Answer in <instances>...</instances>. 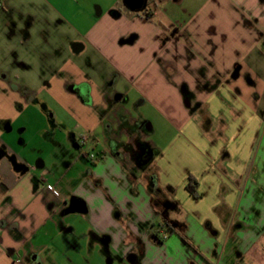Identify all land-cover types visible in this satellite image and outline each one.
<instances>
[{
	"label": "crops",
	"instance_id": "1",
	"mask_svg": "<svg viewBox=\"0 0 264 264\" xmlns=\"http://www.w3.org/2000/svg\"><path fill=\"white\" fill-rule=\"evenodd\" d=\"M55 2L0 0V264H264V134L252 155L264 0H146L142 12L123 0ZM128 90L184 132L140 155L145 174ZM49 101L74 122L58 131L68 148L91 163L64 185L12 134L24 110ZM212 126L233 141L243 126L246 142L208 139ZM70 197L86 214H63Z\"/></svg>",
	"mask_w": 264,
	"mask_h": 264
},
{
	"label": "rangeland",
	"instance_id": "2",
	"mask_svg": "<svg viewBox=\"0 0 264 264\" xmlns=\"http://www.w3.org/2000/svg\"><path fill=\"white\" fill-rule=\"evenodd\" d=\"M54 1L56 0H51ZM103 3V2H101ZM63 4V3H62ZM62 9L68 11L65 3ZM58 5V3H57ZM67 7H70L69 3H66ZM104 5V3H103ZM59 6V7H60ZM183 21V20H181ZM126 102L123 104L130 117H133L136 120H140V124H136L134 130L137 131V150L133 151V159L136 162L137 169L144 174L149 172L147 165L148 163L140 162V155L148 153L150 158H153L157 153V149L161 148L170 141L181 140L180 138L184 135L182 130H179L176 126H170L165 117L160 113L156 112L150 104L144 103L143 98L138 95L133 90H128ZM48 101V100H47ZM49 109H46L42 104L33 102L27 110H24L20 117L17 118V121L13 125V139L18 143L19 138L22 136L32 148H39L36 153L33 155L34 159H42L45 163L47 171L56 175L57 177H63L65 180L62 183H66L67 179L71 176L77 175L81 172H85V168H89L90 159L86 160L82 156L76 155V148H68L64 142L68 133L67 132H58L66 128L74 126L73 120L70 116L59 109L57 105L49 101L47 103ZM48 110V111H47ZM50 110V111H49ZM146 125L150 126V129L147 130ZM54 126H57V130H54ZM22 127H27L26 132L20 134L19 131ZM45 127L48 131L43 136L35 137L34 132L37 128ZM214 132L209 133V138L213 141H223L221 137H225L224 140L229 141L228 146L242 145L246 142L248 134L245 132L246 129L242 131L243 126L235 127L239 132L238 137L233 140H230L231 131L230 129L222 134L217 131L218 126H212ZM56 133H55V132ZM264 134V126H261L258 133L250 134L254 136L255 144L253 143L252 155L260 157L259 149L257 148ZM56 138L58 145L52 142L51 137ZM191 154V153H190ZM190 154L187 150H181L178 154V158L190 157ZM254 157V156H253ZM35 160V161H36ZM68 164V165H67ZM68 166V167H67ZM50 183L54 184L55 180L51 178ZM61 184V185H62ZM65 192V189L63 190ZM75 216V215H70ZM77 218V217H76ZM116 260L112 264H118ZM93 264H109L106 258L99 259L96 258V261Z\"/></svg>",
	"mask_w": 264,
	"mask_h": 264
},
{
	"label": "water",
	"instance_id": "3",
	"mask_svg": "<svg viewBox=\"0 0 264 264\" xmlns=\"http://www.w3.org/2000/svg\"><path fill=\"white\" fill-rule=\"evenodd\" d=\"M124 6L131 12H142L146 7V0H123ZM85 204L76 197L69 200V207L64 212L68 214H86Z\"/></svg>",
	"mask_w": 264,
	"mask_h": 264
},
{
	"label": "trees",
	"instance_id": "4",
	"mask_svg": "<svg viewBox=\"0 0 264 264\" xmlns=\"http://www.w3.org/2000/svg\"><path fill=\"white\" fill-rule=\"evenodd\" d=\"M197 186V181L192 176H188L185 188L194 199L198 198Z\"/></svg>",
	"mask_w": 264,
	"mask_h": 264
},
{
	"label": "flooded vegetation",
	"instance_id": "5",
	"mask_svg": "<svg viewBox=\"0 0 264 264\" xmlns=\"http://www.w3.org/2000/svg\"><path fill=\"white\" fill-rule=\"evenodd\" d=\"M82 90H83L82 87H78L77 89H75V91H76L77 93H80ZM71 198H72V197L68 198L67 203L64 205V208H63V214H64V212L68 209V207H69V200H70Z\"/></svg>",
	"mask_w": 264,
	"mask_h": 264
},
{
	"label": "built area",
	"instance_id": "6",
	"mask_svg": "<svg viewBox=\"0 0 264 264\" xmlns=\"http://www.w3.org/2000/svg\"><path fill=\"white\" fill-rule=\"evenodd\" d=\"M2 8V4L0 3V9ZM48 189L50 190V192L55 196V197H59V193L55 190V189H51L48 187Z\"/></svg>",
	"mask_w": 264,
	"mask_h": 264
}]
</instances>
